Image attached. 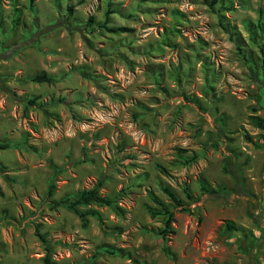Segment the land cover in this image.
<instances>
[{
	"label": "rangeland",
	"instance_id": "374dc122",
	"mask_svg": "<svg viewBox=\"0 0 264 264\" xmlns=\"http://www.w3.org/2000/svg\"><path fill=\"white\" fill-rule=\"evenodd\" d=\"M261 48L264 0H0V83L34 100L0 89V264H44L35 226L54 264H264ZM98 179L110 206L67 207Z\"/></svg>",
	"mask_w": 264,
	"mask_h": 264
},
{
	"label": "trees",
	"instance_id": "16d2710c",
	"mask_svg": "<svg viewBox=\"0 0 264 264\" xmlns=\"http://www.w3.org/2000/svg\"><path fill=\"white\" fill-rule=\"evenodd\" d=\"M30 2L32 0H29ZM216 0H211V2H215ZM73 6L71 5H66V14H70L72 12ZM103 27L106 31L108 32H117V31H129V28L124 27V26H107L105 23H103ZM260 54H261V62L264 63V49H260ZM80 75L88 80L94 81L93 77L88 74H83L80 72ZM32 81L36 82H52L55 80V77L46 74V73H40L32 76L31 78ZM0 89L11 99L21 101L24 104H31L34 103V100L32 98H24L21 96H18L15 94V92L11 91L7 87H5L3 84L0 83ZM61 98H58L55 102H61ZM8 146L6 142H0V149H4ZM226 172L229 174L231 177L233 183H234V192L236 194L241 193V183H240V178L236 174L235 170L233 168L226 169ZM101 186V180L98 179L90 188L87 189H82L78 191L75 195L72 197H67L66 202H67V207L70 209H75L78 205L86 206L89 204H96V205H106L110 206L114 201L115 197L109 198L105 196H101L98 193V190ZM161 192L166 196L168 201L171 204V207L179 210V211H191L188 203H192L194 199H192L191 195L187 191V188L185 187L183 189V193L185 195V198L188 200V202L182 201L180 198H178L175 194V192L168 186V185H163L160 188ZM199 190L202 195H205L206 197L209 198H218V197H224L228 193L227 190L224 187H208L206 186L203 182L199 183ZM54 191V184L50 180L47 184V194L51 195ZM152 201L156 203V205L159 206L160 210L156 212H150L155 213V214H160L163 216L162 220V227L157 230V233L163 238L168 232H171L169 229V224L172 220V210L171 208H168L163 202L160 200L152 197ZM52 204V201L50 202ZM225 228L226 229H236L233 224L226 222L225 223ZM33 233L34 235L40 240V242L43 244L44 248V254L42 256V261L44 264H54L49 256V246L46 245V240L45 237L43 236L42 233L39 232L38 228L35 226L33 228Z\"/></svg>",
	"mask_w": 264,
	"mask_h": 264
}]
</instances>
